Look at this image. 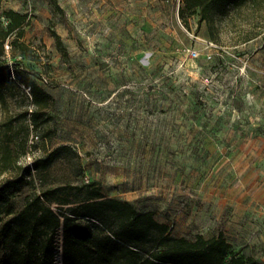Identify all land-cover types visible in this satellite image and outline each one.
Returning <instances> with one entry per match:
<instances>
[{"label":"rangeland","instance_id":"1","mask_svg":"<svg viewBox=\"0 0 264 264\" xmlns=\"http://www.w3.org/2000/svg\"><path fill=\"white\" fill-rule=\"evenodd\" d=\"M183 4L0 0V21L8 9L29 16L27 54L10 39L0 51V157L11 150L0 183L26 176L8 192L19 210L35 190L95 180L173 235L223 232L231 254L264 264L262 207L239 228L214 197L264 163V0L217 12L211 29L198 9L184 20ZM30 77L49 96L38 126Z\"/></svg>","mask_w":264,"mask_h":264},{"label":"trees","instance_id":"2","mask_svg":"<svg viewBox=\"0 0 264 264\" xmlns=\"http://www.w3.org/2000/svg\"><path fill=\"white\" fill-rule=\"evenodd\" d=\"M183 2L179 13L184 20L187 12L198 9L211 29L214 15L239 0ZM3 14L6 22L0 21V51L10 39L13 50L21 47L27 54L24 25L29 21L28 13L8 9ZM54 34L62 45L60 35ZM27 83L36 104L32 124L38 126L49 96L36 79L30 77ZM10 155L8 145L0 157L1 170L6 169ZM54 159L55 154L35 161L34 166L46 167ZM25 179L22 176L0 183L1 264H55L59 231L63 264H258L253 255L231 254L232 244L223 232L211 237L198 233L193 239L173 235L171 226L159 221L153 210L140 211L130 200L106 196L95 180L35 190L26 197L24 206L15 210L8 192ZM53 201L61 204L58 209L52 206Z\"/></svg>","mask_w":264,"mask_h":264},{"label":"crops","instance_id":"3","mask_svg":"<svg viewBox=\"0 0 264 264\" xmlns=\"http://www.w3.org/2000/svg\"><path fill=\"white\" fill-rule=\"evenodd\" d=\"M257 163H251L247 168L243 169L237 178H240L239 182H236L234 187H224L222 191L224 193L216 194V199L222 202V210L231 212L232 218L237 221V227H242V217L245 213L255 212L257 206H261L264 214V182L260 184L256 181L257 176L260 173L264 174V163H260V166H256ZM246 176V177H245ZM264 177V175H263ZM218 197V198H217Z\"/></svg>","mask_w":264,"mask_h":264},{"label":"built area","instance_id":"4","mask_svg":"<svg viewBox=\"0 0 264 264\" xmlns=\"http://www.w3.org/2000/svg\"><path fill=\"white\" fill-rule=\"evenodd\" d=\"M55 264H63V254H62V232L59 231L57 237V249L55 251Z\"/></svg>","mask_w":264,"mask_h":264}]
</instances>
